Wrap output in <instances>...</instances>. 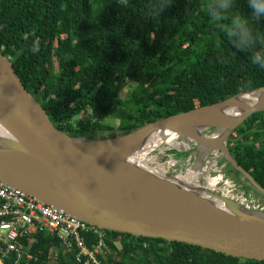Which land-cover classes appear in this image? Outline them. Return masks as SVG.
<instances>
[{"label":"trees","instance_id":"obj_1","mask_svg":"<svg viewBox=\"0 0 264 264\" xmlns=\"http://www.w3.org/2000/svg\"><path fill=\"white\" fill-rule=\"evenodd\" d=\"M166 2L171 6L159 13L155 0H0V54L53 127L78 139L114 137L112 116L127 134L264 87V68L223 38L208 0ZM231 14L246 16L264 35V17L257 19L247 0H234ZM129 82L135 86L122 100ZM239 126L230 155L264 189V112ZM107 234L115 258L100 256L102 264H264L181 242ZM26 248L32 260L21 264H72L46 232Z\"/></svg>","mask_w":264,"mask_h":264},{"label":"water","instance_id":"obj_2","mask_svg":"<svg viewBox=\"0 0 264 264\" xmlns=\"http://www.w3.org/2000/svg\"><path fill=\"white\" fill-rule=\"evenodd\" d=\"M148 123L110 139H78L53 127L0 54V180L32 198L100 229L133 237L181 242L227 256L264 262V212L206 190L226 208L201 203L144 177L113 153L152 131L174 128L248 92ZM264 102L243 111L216 149L221 158L264 196V189L232 158L226 137ZM215 133L221 132V126ZM213 135V134H212ZM208 138V137H207ZM237 209L241 210L238 211ZM259 215V216H258Z\"/></svg>","mask_w":264,"mask_h":264},{"label":"built area","instance_id":"obj_3","mask_svg":"<svg viewBox=\"0 0 264 264\" xmlns=\"http://www.w3.org/2000/svg\"><path fill=\"white\" fill-rule=\"evenodd\" d=\"M224 186L220 190L222 197L248 207L244 199H249L244 198L234 184L229 182ZM233 192H237L239 201L229 198L228 193ZM250 206L259 210L258 205ZM38 232H46L56 238L63 254H71L72 264H102L99 257L110 251L107 242H111V238L106 230L44 204L0 180V264L31 261L32 255L26 246L29 247ZM112 242L117 246L119 240Z\"/></svg>","mask_w":264,"mask_h":264},{"label":"bare ground","instance_id":"obj_4","mask_svg":"<svg viewBox=\"0 0 264 264\" xmlns=\"http://www.w3.org/2000/svg\"><path fill=\"white\" fill-rule=\"evenodd\" d=\"M260 102H264V91L241 94L226 104L213 107L198 114L189 122L174 128L152 131L139 139L121 146L120 149L113 153V157L122 164L133 168L144 177L151 179L159 185H163V187L184 192L201 203L226 208V205L211 198L205 190L206 188L207 191L212 189V181L222 182L220 175L222 167H217V163L220 162V154L216 149L220 146V142L226 135L231 123L243 111ZM212 125L221 126V132L213 134L208 138L203 137L202 132ZM8 137L9 135L6 134V131L0 125V138L7 139ZM190 143L196 146L198 144L199 148L197 147V149L204 154L203 159L206 156L213 155L211 162H205L207 166H205V169L202 168L198 173L187 170L184 174L180 173L168 177L164 169L161 168V165L157 163L155 156H148L159 145H167V147L175 149H187ZM169 163L173 164L172 161ZM212 172H215L218 177L210 179L209 176ZM204 174L206 175V179L204 180L208 183V186L204 188L198 183H192L193 180Z\"/></svg>","mask_w":264,"mask_h":264},{"label":"rangeland","instance_id":"obj_5","mask_svg":"<svg viewBox=\"0 0 264 264\" xmlns=\"http://www.w3.org/2000/svg\"><path fill=\"white\" fill-rule=\"evenodd\" d=\"M54 66L55 68H57L58 66L57 62L54 63ZM134 86H135V83L129 82L128 85L122 90L120 94V98L124 100L126 98V94L130 92ZM120 108L122 109L121 111L123 112L127 111L126 107H120ZM108 122L115 126L114 129L110 131V133L113 134L114 137L125 135V134H122L121 130L118 128L117 126L118 120H116V118L112 116L110 119L108 118ZM214 129H215L214 126L208 127L202 132V136L205 138L210 137L212 134L216 132ZM236 129L238 128H235L234 130H232V132L225 139L226 141L225 144L228 150H229V147L231 146V143L235 140ZM99 139H110V138H99ZM197 147L199 148L198 144L196 146L193 143H190L187 149H183V148L175 149V148L167 147V145H159L155 147L148 156H155L157 163L161 165V168L164 169L168 177H172L180 173L184 174L187 170H192L198 173L202 168L205 169V166H207L205 162L207 161L211 162V159H213V155L206 156L203 159L204 154H202V151L200 152L197 149ZM219 158H221V154ZM171 161L173 162V164L169 163ZM219 161L220 162L217 163V167H220V168L222 167L221 169V175L223 176L221 177L222 182L212 181L213 190L210 189L208 191L213 194L221 196L222 192L220 190H222L223 187H225L224 183L229 185V182L233 181V183L232 182L231 183L236 186V184L237 185H240L241 183L243 184V181L241 182L239 176L233 173L228 163H226L223 159H219ZM205 176L206 175L204 174L203 176L197 177V179L193 180L192 183H198L200 186H203L205 188V186H208L207 185L208 183H206V181L204 180L206 179ZM215 177H218V175L215 172H212V174L209 176L210 179H215ZM205 190H207V188ZM243 190L245 191L246 195L249 196V193H250L249 189L247 187H244ZM228 194L231 196L229 198H233L234 200H237L236 199L237 192L228 193ZM244 202H246L244 204H247L248 208L251 210H253V208L250 205L252 206L258 205L259 206L258 211L264 210V198L258 199L257 197H254V199H249V200L244 199ZM117 248L120 249L119 243H117ZM107 255L115 258V255L113 251L111 250L107 252L106 256ZM51 257L55 258V253H51Z\"/></svg>","mask_w":264,"mask_h":264},{"label":"clouds","instance_id":"obj_6","mask_svg":"<svg viewBox=\"0 0 264 264\" xmlns=\"http://www.w3.org/2000/svg\"><path fill=\"white\" fill-rule=\"evenodd\" d=\"M233 4L234 0H208V16L234 49L247 54L252 64L264 68V35L254 29L246 16L231 14ZM170 6L166 0L154 3L159 13ZM247 7L257 19L264 17V0H247ZM37 50L38 47L33 49Z\"/></svg>","mask_w":264,"mask_h":264},{"label":"flooded vegetation","instance_id":"obj_7","mask_svg":"<svg viewBox=\"0 0 264 264\" xmlns=\"http://www.w3.org/2000/svg\"><path fill=\"white\" fill-rule=\"evenodd\" d=\"M261 139H264V136L261 137ZM256 146H259V144H256ZM237 176H239L241 182L243 181V184H242V183H241L240 185H237V184H236L235 187L238 188V192H239L240 194H242V196H243L244 198H247V199H254V197H257L258 199H259V198H264V196H262V195H261L260 193H258L256 190H254V189H253V188H252V187L246 182V180H244V178H243L241 175H237ZM231 182L233 183V181H231ZM244 187H247V188L249 189V191H250L249 196H247L246 193H245V191L243 190Z\"/></svg>","mask_w":264,"mask_h":264}]
</instances>
